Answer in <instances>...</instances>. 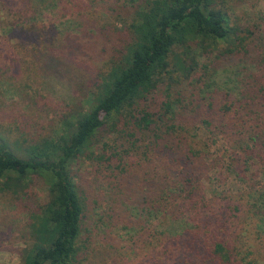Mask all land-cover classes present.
I'll list each match as a JSON object with an SVG mask.
<instances>
[{"label":"trees","instance_id":"16d2710c","mask_svg":"<svg viewBox=\"0 0 264 264\" xmlns=\"http://www.w3.org/2000/svg\"><path fill=\"white\" fill-rule=\"evenodd\" d=\"M217 1L139 3L128 40L84 95L86 108L64 114L39 141L1 128L0 190L22 199L32 196L38 179L49 186L46 202L30 214L24 264H84L97 242L112 240L110 226L119 225L130 242L117 249L114 263L264 264V184L256 190L249 183L264 164V63L247 69L237 97H220L205 83L190 91L193 110L205 109L196 110L201 121L194 133L178 120L183 93L172 97L174 84H202L201 54L214 55L205 65L213 69L245 49ZM62 2L0 0L9 18L1 16L0 74L17 89L37 74L31 55L50 50L35 45L41 36L35 14ZM24 46H32L28 55ZM161 87L167 98L151 111L145 102ZM105 130L107 139L98 142ZM218 138L220 156L212 151ZM84 156L95 165L89 177L76 171ZM231 178L249 189L218 187Z\"/></svg>","mask_w":264,"mask_h":264},{"label":"rangeland","instance_id":"374dc122","mask_svg":"<svg viewBox=\"0 0 264 264\" xmlns=\"http://www.w3.org/2000/svg\"><path fill=\"white\" fill-rule=\"evenodd\" d=\"M143 1L148 0H63L65 4L62 2L48 8L40 6L33 18L37 33L41 34L35 35L39 36L35 45H39L40 49L48 47L50 50H43L40 55L37 53L35 56L36 52L31 55L36 61L34 65L37 74L29 78L24 90L17 89L14 82H7L0 74V130L8 128L14 137L24 133L30 142L39 141L52 133L64 114L82 109L81 105L86 108L87 104L82 100L84 95L92 89L98 70L128 40L127 28L131 14ZM216 4L217 8H221L229 16L232 27H235L240 36L239 42L243 43L245 49L226 56L228 60L217 63L213 69L205 65L214 55L209 57L208 54H201L198 56V75L204 73L202 84L195 82L189 85L188 80L174 84L175 94L172 97L183 93L180 97L182 101L177 104V110L181 109L178 120L193 133L201 121L197 111L202 114L205 109L193 110L195 105L190 104V98L187 97L190 91L198 92V87L201 88L205 83L210 84L220 97L228 93L237 97L244 83L249 80L247 69L252 73L264 63V0H218ZM0 11V27H5L6 23L2 21L9 18L6 11ZM1 33L2 31L0 38ZM22 37H27L28 41L26 31ZM24 50L28 55L32 46H24ZM255 66L256 68H251ZM19 77L16 76V79ZM194 86L197 87L193 88ZM102 92L101 89L97 97ZM166 98L164 87H161L149 94L145 103L154 111L160 108L161 102ZM108 135L105 130L97 141L106 140ZM212 151L216 156L223 155L224 144L220 138ZM159 167L161 169L160 164ZM256 167L257 170L254 171L258 178L249 183H254L257 190L264 184V164ZM94 168L95 165L86 156L76 163V171L81 176H92ZM233 178L228 180L227 187H218L232 193L249 189L246 184ZM105 188L103 186L102 189ZM48 189L46 181L38 179L33 184L32 196L28 198L17 199L0 190V264H24L22 253L24 241L30 237V214L46 202ZM251 192H254L253 187ZM103 195L105 196V192ZM110 227L111 233H114L112 240L102 239L97 242L91 258L84 264H122L120 259L116 263L113 259L115 255H119L117 249L125 247L130 241L122 236L124 230L121 225ZM130 246L133 247L132 244Z\"/></svg>","mask_w":264,"mask_h":264}]
</instances>
